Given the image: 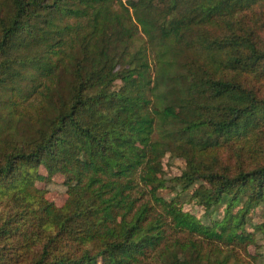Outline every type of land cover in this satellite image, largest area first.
Returning a JSON list of instances; mask_svg holds the SVG:
<instances>
[{
    "label": "trees",
    "instance_id": "trees-1",
    "mask_svg": "<svg viewBox=\"0 0 264 264\" xmlns=\"http://www.w3.org/2000/svg\"><path fill=\"white\" fill-rule=\"evenodd\" d=\"M256 233L264 0H0V264H264Z\"/></svg>",
    "mask_w": 264,
    "mask_h": 264
},
{
    "label": "rangeland",
    "instance_id": "rangeland-1",
    "mask_svg": "<svg viewBox=\"0 0 264 264\" xmlns=\"http://www.w3.org/2000/svg\"><path fill=\"white\" fill-rule=\"evenodd\" d=\"M184 166L185 162L183 158L174 156L170 153L165 154L162 159V167L166 179H170L179 175ZM41 172L46 174L43 168H41ZM38 185L46 188V197L48 198V200L54 202L58 206H61L65 202L67 198L66 187L63 184V177L61 175L56 174L53 176L51 181L46 183L39 182ZM165 192L169 193V189L165 190ZM165 192H163L164 195ZM181 201L183 202V207L185 210L195 213L197 217H202V208L189 200L188 193L181 195ZM222 215V209H220L215 217H221ZM250 219L253 224L262 221L260 209H256L253 213H251ZM203 221L206 220L203 219ZM247 229L252 231L254 227L248 224ZM249 252L251 254H256V252L264 253V238L260 237L258 233H256V243L249 246Z\"/></svg>",
    "mask_w": 264,
    "mask_h": 264
}]
</instances>
